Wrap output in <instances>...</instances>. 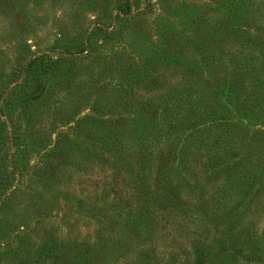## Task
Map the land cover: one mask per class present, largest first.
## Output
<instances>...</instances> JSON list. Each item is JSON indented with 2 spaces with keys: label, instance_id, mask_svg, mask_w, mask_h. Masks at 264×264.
I'll return each instance as SVG.
<instances>
[{
  "label": "rangeland",
  "instance_id": "obj_1",
  "mask_svg": "<svg viewBox=\"0 0 264 264\" xmlns=\"http://www.w3.org/2000/svg\"><path fill=\"white\" fill-rule=\"evenodd\" d=\"M3 2L0 94L19 80L31 53L43 52L54 61L61 40L81 46L95 22L116 16L121 0ZM252 3L251 10L228 13L220 0H135L134 21L117 22L114 31L96 34L92 53H72L57 62L54 75L38 80L28 108L32 121L20 130L23 163L19 158L4 162L20 177L0 216V264H52L39 251L45 230L60 244L73 240L66 231L72 236L75 229L82 237L90 234L91 228L84 229V221L73 216V210L64 211L62 202L59 211H50L49 204L43 207L65 183L55 172L63 173L69 180L66 189L76 193L73 185L86 178L77 168L93 159L87 150L100 147L105 133H117L133 148L139 143L131 140L134 124L158 129L171 112L174 115L176 99L163 92L170 83H177L184 94L190 91L194 104L183 119L170 118L175 123L158 148L174 194L182 199L212 195L220 204L206 210L212 253L228 230L227 219L221 217L230 211L238 215L235 223L229 220L231 229L248 230L250 249L248 256L234 249L233 264H264V0ZM192 14L195 27L186 20ZM220 31L223 38L212 41ZM150 45L168 52L155 59L158 66L148 67ZM133 73L138 80L142 75L154 80L130 81ZM188 152L206 163L202 176L185 170ZM130 181L125 179L124 186ZM100 188L85 187L91 196L101 195ZM42 192L44 202L37 199ZM222 255H213L211 264ZM118 264L138 263L132 257Z\"/></svg>",
  "mask_w": 264,
  "mask_h": 264
},
{
  "label": "trees",
  "instance_id": "obj_2",
  "mask_svg": "<svg viewBox=\"0 0 264 264\" xmlns=\"http://www.w3.org/2000/svg\"><path fill=\"white\" fill-rule=\"evenodd\" d=\"M3 1H0V5H4ZM220 1H223L228 13L241 8L251 10L253 5L252 0ZM134 2L135 0H121L116 9V16L108 18V21L95 22L82 40L81 46L69 45L61 40L63 44L59 46L62 50L54 61H50L43 52L37 56L36 53H31L22 65L19 80L14 82L10 90L0 94V216L18 190L17 181L20 177L13 165L7 167L4 162L11 163L19 158L20 164L23 163L19 149L22 137L20 130L22 124L28 125L32 121L28 108L32 103V93L38 80L44 75H54L57 62L64 61L72 53L76 56L92 53L95 45L93 38L96 34L114 31L117 22L134 21L138 16L134 11ZM186 20L190 22V26L197 25L195 14L186 16ZM223 32L220 31L212 41L219 42L224 36ZM164 48L159 46L157 49L150 45L148 67L158 66L154 61L168 53ZM142 76L143 78L138 80L139 75L133 73L128 79L139 81L141 84L146 80H154L151 77L144 79L145 75ZM177 85L170 83L168 89L163 91L168 93L167 96L176 99L174 115L173 112L168 113L169 116L162 121L158 129L140 122L134 124L131 140L133 144L139 143L133 148L127 147L128 142L117 133H105L100 147L93 146L87 150V154L93 159L84 162L86 165L83 169L77 168L78 174L82 173L79 176L86 178L77 179L73 185H76V193L66 189L69 180L64 179V174L55 172L58 179L64 180L65 183L60 192L54 195L53 202L43 203V207L49 204L47 208H50V211H59V202H62V209L67 212L73 210V216L81 218L78 220L84 221V229L89 227L91 232L82 237V231L79 229H75L74 236L71 235L72 232L66 231L65 236L73 240L60 244L50 235V229L45 230L42 237L45 243L39 251L44 252L52 264H118L132 257L138 264H211L213 255L221 254L224 261L219 259L217 264H233L230 253L234 249L250 255L248 230L244 228L235 233L230 226L229 220L235 223L237 214L229 211V215L221 217L227 219L228 230L222 240L219 238L221 241L216 243V251L212 253L213 249L208 244L210 223H206V210L220 204L212 195L182 199L173 192L172 182L168 178L169 170L161 164L158 148L173 127L170 123L176 122L174 118L183 119L194 107L193 102L189 100L190 91L184 94ZM188 88L193 89L191 86ZM200 98L196 99L202 105ZM152 104L149 105L155 106ZM179 122L177 120V123ZM184 162L186 171L191 170L199 176L205 173L203 168L206 163L200 156L198 159L195 153L188 152ZM94 164L99 166L96 170ZM7 170L9 176L5 177ZM127 178L131 181L124 186V180ZM88 184L100 185L101 195H87L85 187ZM83 185L86 186L82 188ZM37 197L43 202L46 200L44 192ZM3 221V218H0V227ZM57 231L61 233L60 230Z\"/></svg>",
  "mask_w": 264,
  "mask_h": 264
}]
</instances>
